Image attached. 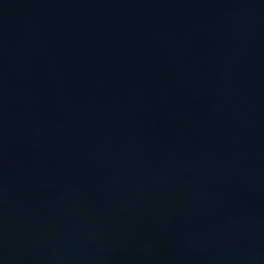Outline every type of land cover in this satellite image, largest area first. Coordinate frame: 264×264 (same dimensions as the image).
Segmentation results:
<instances>
[{
	"label": "water",
	"instance_id": "water-1",
	"mask_svg": "<svg viewBox=\"0 0 264 264\" xmlns=\"http://www.w3.org/2000/svg\"><path fill=\"white\" fill-rule=\"evenodd\" d=\"M0 264H264V0H0Z\"/></svg>",
	"mask_w": 264,
	"mask_h": 264
}]
</instances>
